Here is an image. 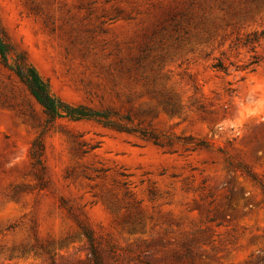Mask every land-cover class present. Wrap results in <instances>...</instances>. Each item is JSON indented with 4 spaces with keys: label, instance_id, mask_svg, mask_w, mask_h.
Here are the masks:
<instances>
[{
    "label": "rangeland",
    "instance_id": "1",
    "mask_svg": "<svg viewBox=\"0 0 264 264\" xmlns=\"http://www.w3.org/2000/svg\"><path fill=\"white\" fill-rule=\"evenodd\" d=\"M0 31L54 98L163 144L48 122L0 59V264H264V0H0Z\"/></svg>",
    "mask_w": 264,
    "mask_h": 264
},
{
    "label": "trees",
    "instance_id": "2",
    "mask_svg": "<svg viewBox=\"0 0 264 264\" xmlns=\"http://www.w3.org/2000/svg\"><path fill=\"white\" fill-rule=\"evenodd\" d=\"M13 53L11 46L6 43L0 31V59L3 65L13 71L20 81L26 86L33 98L42 106L44 114L48 122H52L58 117L67 116L71 119L92 118L105 126L130 134L141 136L145 140L152 141L154 144L162 146L158 134L152 130L139 128L138 124L133 125L132 118L128 115L120 116L111 110H95L84 106L72 107L63 104L54 98L48 91L46 84L37 75L30 65L22 62V60H13L9 63L10 55ZM219 67V66H218ZM128 74H132L128 72ZM201 144V143H200ZM197 144V145H200ZM42 141L37 137L31 144L29 156L33 168L36 169V176L42 179ZM83 234L91 243L92 237L88 230L82 228Z\"/></svg>",
    "mask_w": 264,
    "mask_h": 264
}]
</instances>
